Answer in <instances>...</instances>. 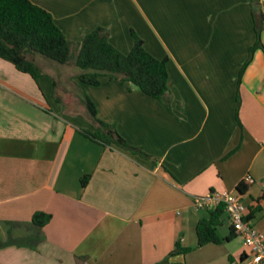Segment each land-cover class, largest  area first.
<instances>
[{"label": "crops", "instance_id": "0c3cea01", "mask_svg": "<svg viewBox=\"0 0 264 264\" xmlns=\"http://www.w3.org/2000/svg\"><path fill=\"white\" fill-rule=\"evenodd\" d=\"M31 1L74 42L102 26L127 53L133 29L151 54L167 57L172 106L129 82L102 77L99 85L81 84L72 63L59 66L35 55L42 70L37 83L0 58V264L239 260L245 247L226 213L217 233L230 239L197 245L196 223L208 209L192 203L243 183L247 215L264 190L261 48L237 88L256 31L264 46V0ZM83 92L98 118L114 123L129 144L152 157L81 134L78 129L91 128ZM76 93L83 106L66 105ZM247 175L252 183L243 182ZM259 203L249 221L264 233V200ZM37 210L52 215L42 227L31 223ZM177 246L190 250L169 255Z\"/></svg>", "mask_w": 264, "mask_h": 264}, {"label": "trees", "instance_id": "16d2710c", "mask_svg": "<svg viewBox=\"0 0 264 264\" xmlns=\"http://www.w3.org/2000/svg\"><path fill=\"white\" fill-rule=\"evenodd\" d=\"M252 2L259 4L260 0ZM256 14L253 11L255 22ZM258 14L261 16L260 10ZM130 34L133 45L127 53L120 51L110 42L109 32L102 26H96L79 41L74 42L66 38L49 11L31 0H0V58L11 63L17 70L29 74L35 82L38 83L42 70L35 62L34 56L41 55L59 64H74L79 70L75 78L81 84L99 85L102 77L115 79L121 84L129 82L170 109L172 96L167 84V57H155L145 48L143 39L133 29L130 30ZM257 48L264 51L258 31L256 40L249 47L248 56L239 69L237 88ZM82 100L91 119V128L78 129L81 134L105 147L116 146L145 158L152 157L140 147L129 144L118 133L114 123L98 118L95 104L85 92ZM236 104L238 109L240 104L238 91ZM88 178V174L80 178L82 187L86 185ZM245 189L246 186L239 183L235 190L242 194ZM261 199L264 200V190L255 200L257 204L249 207L247 220L261 209L259 203ZM223 214V208L217 206L208 209L207 216L198 220L195 227L198 246L230 239L229 235L221 238L217 233V226L220 225ZM51 217L50 213L37 210L31 216V223L42 227ZM189 250V247L177 246L169 255Z\"/></svg>", "mask_w": 264, "mask_h": 264}, {"label": "built area", "instance_id": "2783aa9c", "mask_svg": "<svg viewBox=\"0 0 264 264\" xmlns=\"http://www.w3.org/2000/svg\"><path fill=\"white\" fill-rule=\"evenodd\" d=\"M245 184L253 182L250 175L243 181ZM195 209H213L221 206L226 213L232 229L242 239L245 250L239 260L229 264H264V233L257 230L246 219V205L241 193L237 191H211L193 199Z\"/></svg>", "mask_w": 264, "mask_h": 264}, {"label": "rangeland", "instance_id": "374dc122", "mask_svg": "<svg viewBox=\"0 0 264 264\" xmlns=\"http://www.w3.org/2000/svg\"><path fill=\"white\" fill-rule=\"evenodd\" d=\"M44 57V56H43ZM45 59H47L49 62H53L54 64H58L59 66L61 65H63V64H59V63H57V62H55V61H53V60H51V59H48V58H46V57H44ZM63 66H65V65H63ZM69 68V67H68ZM70 69H71V67H70ZM69 70V69H68ZM74 70H78V68L77 67H75L74 68ZM66 84H67V82H66ZM78 94L76 93V94H74V95H72V94H70V95H68L67 96V101H66V105H69V106H71V105H73V106H75L76 104L78 105V106H83V103L81 102H79V100L77 99L78 98ZM235 245L237 246V245H240V243L239 242H237V243H235ZM233 259L235 260V261H237V257H233ZM226 261H227V263H228V259H226ZM242 264H245V263H242Z\"/></svg>", "mask_w": 264, "mask_h": 264}]
</instances>
